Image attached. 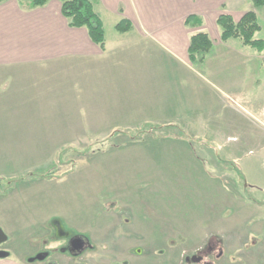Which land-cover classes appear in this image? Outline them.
I'll return each instance as SVG.
<instances>
[{"label": "rangeland", "instance_id": "rangeland-1", "mask_svg": "<svg viewBox=\"0 0 264 264\" xmlns=\"http://www.w3.org/2000/svg\"><path fill=\"white\" fill-rule=\"evenodd\" d=\"M225 4L254 11L264 41V5ZM229 42L238 68L210 122L90 138L59 160L50 154L54 164L26 153L0 168V264H186L203 252L209 264H264V49ZM20 220L37 225L9 230ZM75 235L85 245L73 252Z\"/></svg>", "mask_w": 264, "mask_h": 264}, {"label": "crops", "instance_id": "crops-1", "mask_svg": "<svg viewBox=\"0 0 264 264\" xmlns=\"http://www.w3.org/2000/svg\"><path fill=\"white\" fill-rule=\"evenodd\" d=\"M225 3L95 0L104 28L100 47L85 28L67 24L58 0L33 8L18 0L0 2V168L19 167L26 153L44 154L40 164H54L50 154L59 160L63 152L90 144V138L210 122L218 90L233 85L238 68V51L229 47L230 39L219 40L216 19L228 13L238 20L244 12ZM122 19L129 23L124 32L115 28ZM199 31L213 44L203 62L192 63L189 37ZM141 151L154 161L153 148ZM34 225L36 220H20L8 227Z\"/></svg>", "mask_w": 264, "mask_h": 264}, {"label": "trees", "instance_id": "trees-1", "mask_svg": "<svg viewBox=\"0 0 264 264\" xmlns=\"http://www.w3.org/2000/svg\"><path fill=\"white\" fill-rule=\"evenodd\" d=\"M4 0H0L2 2ZM27 8L39 7L45 5L50 0H18ZM61 6V14L67 20L70 27H83L87 30L90 39L100 47L104 45V28L98 13L95 10V0H58ZM254 7L264 5V0H252ZM189 16L186 19L188 24ZM216 25L219 29V40L224 42L232 38H237L243 45H248L261 52L264 49V41L254 38L255 33L260 29L257 15L254 11H245L238 20H234L228 13H221L216 19ZM117 31L124 32L129 28V23L122 19L116 26ZM213 44L212 39L205 31H199L191 34L187 49L188 57L192 63H201ZM167 126H146L144 129L154 130L163 129ZM143 129V130H144ZM135 133V132H134ZM230 163V162H229ZM231 164V163H230ZM52 165L41 177H52ZM28 175V174H27ZM2 179V178H0ZM3 180V179H2Z\"/></svg>", "mask_w": 264, "mask_h": 264}, {"label": "water", "instance_id": "water-1", "mask_svg": "<svg viewBox=\"0 0 264 264\" xmlns=\"http://www.w3.org/2000/svg\"><path fill=\"white\" fill-rule=\"evenodd\" d=\"M80 238V237H79ZM7 239V235L3 232V230L0 228V243L5 241ZM77 238H75L73 241H71L72 248L75 249L76 251L82 249V246L76 241ZM82 241V239H81ZM83 242V241H82ZM74 251V252H76ZM8 253L5 250H0V258L6 257ZM37 258L41 259L42 255H38ZM199 259L194 260V262H197ZM29 261H33V259H30Z\"/></svg>", "mask_w": 264, "mask_h": 264}, {"label": "flooded vegetation", "instance_id": "flooded-vegetation-1", "mask_svg": "<svg viewBox=\"0 0 264 264\" xmlns=\"http://www.w3.org/2000/svg\"><path fill=\"white\" fill-rule=\"evenodd\" d=\"M80 236H78V235H75V236H73L72 238H71V240H70V248H71V250L74 252V251H76L75 249H73L72 248V244H71V241H73L75 238H77V240L76 241H78V243L80 244V246H83V242L81 241V238H79ZM1 250V249H0ZM207 254V252L206 253H201V255H197V256H191L190 257V260H188L189 262H187L186 264H209V262L208 261H206L205 259H204V256ZM197 259H199L197 262H194V260H197Z\"/></svg>", "mask_w": 264, "mask_h": 264}]
</instances>
